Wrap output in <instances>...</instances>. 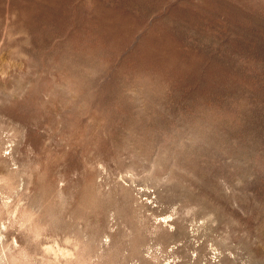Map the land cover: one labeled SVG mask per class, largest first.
Listing matches in <instances>:
<instances>
[{"label":"rangeland","instance_id":"374dc122","mask_svg":"<svg viewBox=\"0 0 264 264\" xmlns=\"http://www.w3.org/2000/svg\"><path fill=\"white\" fill-rule=\"evenodd\" d=\"M0 264H264V0H0Z\"/></svg>","mask_w":264,"mask_h":264}]
</instances>
